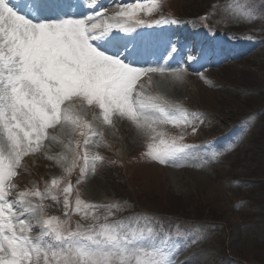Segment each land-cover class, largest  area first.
Segmentation results:
<instances>
[{"label":"snow or ice","instance_id":"obj_1","mask_svg":"<svg viewBox=\"0 0 264 264\" xmlns=\"http://www.w3.org/2000/svg\"><path fill=\"white\" fill-rule=\"evenodd\" d=\"M241 6L239 14L226 6L222 22L264 18V11L248 0H241ZM81 7L91 14L65 11V0H30L28 11H21L12 0H0V264H176L202 233L190 241L174 240L169 232L157 230L155 218L145 214L107 222L124 210L119 202L97 205L77 196L70 210V181L60 190L65 219L46 216L43 201L61 202L62 178H53L43 192L35 185L18 191L14 183L27 169L25 157L38 156L54 161L69 177L79 166L77 184L82 183L105 162L89 146L110 147L104 129L115 134L120 121L130 123L145 138L144 157L161 165L203 168L222 155L210 145L203 146L201 154L197 146L184 143L187 128L194 135L203 123L201 114L146 94L143 77L149 85L152 74L179 80L182 68L159 62L142 66L126 37L118 34L153 23H178L166 17L148 21L140 15L152 16L161 7L159 0L114 3L108 15L102 14L99 0H81ZM176 51L170 45L168 58ZM90 111L92 121L86 118ZM168 125L179 135H170L165 130ZM50 129H59V135ZM75 136L83 140H74ZM61 137H67L66 142ZM52 144L62 151L49 154ZM33 197L39 202L33 203ZM100 208L106 209L104 223L69 226L71 211L97 221ZM36 228L39 234L33 235Z\"/></svg>","mask_w":264,"mask_h":264},{"label":"rangeland","instance_id":"obj_2","mask_svg":"<svg viewBox=\"0 0 264 264\" xmlns=\"http://www.w3.org/2000/svg\"><path fill=\"white\" fill-rule=\"evenodd\" d=\"M134 2L136 0H99L107 9V12L101 9L103 15L114 11V3ZM159 2L161 7L152 16L140 15L148 21L162 17L178 21L175 24L153 23L148 29L163 28L170 34V42L179 54L173 57V64L167 66L182 68L181 79L177 80L174 75L152 74L149 85L148 78L143 77L146 94L160 95L169 105H179L201 114L203 123L194 135L190 134L192 129L187 128L184 143L197 146L201 154L205 151L203 146H212L222 152L219 161L203 168H174L147 160L143 155L145 138L130 123L120 121L115 134L111 129H104V139L110 147L89 146L92 151H99L105 162L97 167L95 175L89 173L82 183L77 184L79 166L69 177L61 166L42 156L25 157L27 169L14 183L18 191L31 190L35 185L43 192L53 178H62L58 189L61 202L50 198L43 201L46 216L65 219L60 190L70 181L73 185L70 210L74 209L77 196L97 205L119 202L124 210L108 217L107 222L145 214L155 218L157 230L162 228L169 232L174 240L190 241L196 233H202V238L190 243L176 264H264V18L250 23L222 22L224 8L230 6L239 14L241 0ZM12 3L16 7L21 4V11H28L23 5L28 7L30 0H12ZM248 3L264 11V0H248ZM65 11L91 14L81 7V0H66ZM205 16L209 19L202 20ZM141 28L146 31L147 27ZM220 44L237 47L227 58L216 57L215 49ZM128 47L135 50L142 66L149 65L147 61L152 53L148 47L143 51L130 43ZM241 49L247 51L245 55L240 53ZM168 50L166 48L161 55ZM154 54L151 63L163 64L157 49ZM189 54L193 59L187 58ZM228 58V63L218 66ZM86 118L92 121L93 113L90 111ZM165 130L170 135H179V130L171 125L165 126ZM49 131L59 135V129ZM61 139L66 142L67 137ZM73 139L82 141L83 137ZM61 151L57 144L49 148V154ZM32 201L39 202L34 197ZM105 212L104 208L98 209L96 215L101 218L94 221L71 211L69 226L104 223ZM38 234L39 228H36L33 235ZM181 256L184 259L179 260Z\"/></svg>","mask_w":264,"mask_h":264},{"label":"bare ground","instance_id":"obj_3","mask_svg":"<svg viewBox=\"0 0 264 264\" xmlns=\"http://www.w3.org/2000/svg\"><path fill=\"white\" fill-rule=\"evenodd\" d=\"M139 28V27H138Z\"/></svg>","mask_w":264,"mask_h":264}]
</instances>
